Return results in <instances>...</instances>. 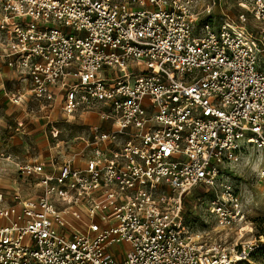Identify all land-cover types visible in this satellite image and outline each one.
Returning a JSON list of instances; mask_svg holds the SVG:
<instances>
[{
	"label": "built area",
	"instance_id": "obj_1",
	"mask_svg": "<svg viewBox=\"0 0 264 264\" xmlns=\"http://www.w3.org/2000/svg\"><path fill=\"white\" fill-rule=\"evenodd\" d=\"M235 1L236 22L224 0H0L14 126L59 111L89 127L62 159L0 150L17 178L0 189V264L248 261L259 245L241 242L249 202L229 174L251 157L264 192V32L244 26L264 22V0ZM198 187L238 243L185 223Z\"/></svg>",
	"mask_w": 264,
	"mask_h": 264
},
{
	"label": "rangeland",
	"instance_id": "obj_2",
	"mask_svg": "<svg viewBox=\"0 0 264 264\" xmlns=\"http://www.w3.org/2000/svg\"><path fill=\"white\" fill-rule=\"evenodd\" d=\"M235 3V0H224L227 10L224 11L234 22H236V16L240 12ZM246 18L244 26L247 32L253 35L264 32V22L253 20L249 14H246ZM3 111L0 110V117L3 116L6 110ZM34 112L32 114L34 122L23 125V129L20 131L14 125H2V122H0V149L10 148L12 151L17 152L21 158L26 159L39 156L44 159L48 149H56V151L60 152L58 157L62 159L66 156H71L70 150L75 152L84 143L88 134V126H83L76 120L64 123L59 111H54L51 115L48 111ZM12 114L19 115L20 112L13 110ZM48 114L53 120L52 125H46V120L42 118ZM8 132L11 133L9 136L6 135ZM2 134L6 135L3 142ZM42 136H45V139ZM246 160H249L248 164H240L230 170L229 179L242 193L243 200L245 198L249 202L246 225L250 232L244 235L241 242H256L259 245V248L249 254L248 261L244 264H264V192L261 190L255 174L256 165L254 159L250 157ZM0 168L6 172L5 175H2L3 173L0 169V175L4 176V178H0V187L7 190L13 188V180L17 179L15 169L12 166L2 164H0ZM213 195L211 190L206 192L202 187L195 188L186 195L183 198L182 213L185 223H189L194 232L207 233V238L203 239L220 242L226 240L228 243H238L236 238L224 237V231H222L219 222L211 216L208 207H206L207 201L212 199Z\"/></svg>",
	"mask_w": 264,
	"mask_h": 264
},
{
	"label": "crops",
	"instance_id": "obj_3",
	"mask_svg": "<svg viewBox=\"0 0 264 264\" xmlns=\"http://www.w3.org/2000/svg\"><path fill=\"white\" fill-rule=\"evenodd\" d=\"M0 75H1V78L6 82V86L9 88L10 87V81L12 80V79H15V73L11 70V69H8L7 67H5V66H1L0 67ZM0 78V79H1ZM0 110H6L5 112H4V114H3V116L2 117H0V122H2V125H6V124H8V125H14L13 123H14V119L15 118H20V116L22 115L21 114V112H20V109L18 108V107H12V106H10L9 104H7V102H6V100H4L3 98L1 99V104H0ZM13 110H15L16 112H20V114L19 115H13L12 114V111ZM5 114H7V115H5ZM6 116H8L7 118H6ZM34 118V117H33ZM35 120V119H34ZM94 120V122H95V119H93ZM33 120H30V121H26L25 122V124H28V123H33L32 122ZM76 121H79L80 122V124H82L83 125V122L82 121H80V120H76ZM35 123H36V121H35ZM24 124V125H25ZM40 125V124H39ZM20 133V132H19ZM11 133L10 132H8V133H6V135H10ZM6 135L5 134H2V137H3V139H2V141H4V139H5V137H6ZM44 139H45V136H42ZM0 148H1V144H0ZM0 150H7V151H9V152H11V153H13V154H17V152H15V151H12L10 148H3V149H0ZM49 151V150H48ZM47 156H48V154L46 153L45 154V156H44V159L41 157V156H39V157H36V159L37 160H45L46 158H47ZM27 157V156H26ZM31 158V157H30ZM0 189H3L2 187H0Z\"/></svg>",
	"mask_w": 264,
	"mask_h": 264
},
{
	"label": "trees",
	"instance_id": "obj_4",
	"mask_svg": "<svg viewBox=\"0 0 264 264\" xmlns=\"http://www.w3.org/2000/svg\"><path fill=\"white\" fill-rule=\"evenodd\" d=\"M244 263H246V262H240V263H238V264H244Z\"/></svg>",
	"mask_w": 264,
	"mask_h": 264
}]
</instances>
